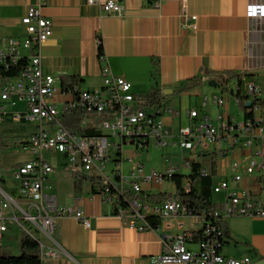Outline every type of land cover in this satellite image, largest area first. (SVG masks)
Listing matches in <instances>:
<instances>
[{"label": "built area", "instance_id": "1", "mask_svg": "<svg viewBox=\"0 0 264 264\" xmlns=\"http://www.w3.org/2000/svg\"><path fill=\"white\" fill-rule=\"evenodd\" d=\"M149 1L158 7L168 0ZM177 1L185 3L187 0ZM46 2L41 0L40 6L30 7L22 18L23 39L9 38L0 42V125L10 122L31 127L33 130L29 131V138L20 144L34 156L33 160L4 172L0 150V182L16 184L0 189V248L4 247V238L9 232L8 223L11 222L22 235L27 234L39 242L40 257H45L46 261L55 260L60 256V249L47 247L40 241L39 235L52 240L58 220L64 218L74 219L86 229L91 228L90 218L82 209L60 208L57 197L47 192L46 182L57 171L101 178L120 192H130L136 201V210L119 208L118 216L131 229L151 230L147 216L159 217L162 221L189 218L195 228L205 227L204 218L193 215L184 203L174 197L154 202L146 194L144 186L161 187L165 181L173 179V172L191 170V163L196 159L210 155L211 159L222 160L234 151H253L258 143H264V122L257 115L261 110L259 103L264 102V83L254 81L242 85L238 82L233 90L229 88L234 94L241 93L246 106L250 104L246 114L253 116L251 119L245 116L238 123L219 113L215 124L203 110L209 106L220 109L227 99L223 94L206 95L202 97L200 109L189 108V127L183 129L180 124L179 130L174 126L177 120H181V110L163 105L145 107L144 98L135 95L132 83L115 76L107 63L102 68V89L85 91L75 87L64 91L58 86L56 78L43 69L42 47L53 36V23L41 12ZM87 4L101 5L109 14L122 12L118 0L103 3L88 0ZM246 16L248 19H264V4L249 5ZM196 19L191 17V23H187L186 27L197 30ZM100 58L106 61L105 55ZM20 63L22 69L18 76L3 77L2 72L10 71ZM59 96L65 101L59 102ZM236 102L240 103L237 97ZM19 105L23 109H17ZM69 109H80L88 114V122L96 128L97 134L82 135L66 128L62 119ZM165 115L170 117L171 127L161 119ZM113 138L118 142H114ZM152 141L158 147L176 146L183 153L190 154L183 158L181 166L172 163L163 173L153 171L146 176L143 166L138 165L131 175L126 176L121 169L123 147L132 145L137 150H144ZM3 145L0 139V149ZM111 162L118 167L113 170L112 178L106 173V165ZM230 172L229 177H220L216 185L213 180V194L225 195L223 211L215 216L223 219L237 216L264 218V200L256 199L250 190L240 187L246 174L264 176V150L254 151L245 163L233 160ZM203 173L209 174V170L205 168ZM117 197L118 193L111 200L115 201ZM212 227L210 223L206 225L204 238L198 244H193L192 231L189 230L176 237L163 236L162 253L153 264H252L250 258L237 260L222 255ZM191 245L194 247L191 248Z\"/></svg>", "mask_w": 264, "mask_h": 264}, {"label": "crops", "instance_id": "2", "mask_svg": "<svg viewBox=\"0 0 264 264\" xmlns=\"http://www.w3.org/2000/svg\"><path fill=\"white\" fill-rule=\"evenodd\" d=\"M87 1L47 0L41 8L42 15L53 23V36L42 47L43 69L56 78L60 87V79L69 76L81 79L82 90L102 89V68L106 63L115 76L132 83L135 95L142 98L156 90L162 94L173 90L176 94V89L196 77L205 78L203 91L218 74L226 78L240 74L242 85L264 83V64L256 67L257 60L264 59V19L246 16L249 5L264 4V0H168L158 7L149 0H118L122 12L111 14ZM40 5L41 0H0V42L23 39L21 20L30 7ZM194 16L197 30L186 27ZM100 46L106 61L100 58ZM258 73L260 78L255 77ZM238 82L230 80L227 86L233 90ZM220 93L227 102L223 113L221 108L219 113L233 119V100L242 111L243 121L246 105L241 107L232 93L221 89ZM58 99L65 101L61 96ZM257 115L264 122V106ZM163 121L171 127L170 118L164 117ZM260 148L264 150V143H258L253 151H234L218 160L216 178L229 177L233 160L245 163ZM66 173L72 177L70 186L62 180ZM73 175L57 171L49 179L55 182V188L46 183L47 192L57 197L60 208L82 209L90 218L91 228L71 218L58 220L52 240L40 235L45 239L40 241L60 249V256L43 259L42 264H153L162 253L163 236L176 237L184 231L197 230L189 218L162 221L158 230L131 229L113 214L110 202L91 192L84 195L82 188L76 191ZM3 186L5 189L16 184L8 182ZM240 187L264 200V176L246 174ZM144 190L147 195L168 198L176 192L175 186L168 193L163 185L144 186ZM224 222L229 242L222 255L237 260L250 258L252 264L264 261V218L237 216L224 218ZM8 227L12 229L9 223Z\"/></svg>", "mask_w": 264, "mask_h": 264}, {"label": "trees", "instance_id": "3", "mask_svg": "<svg viewBox=\"0 0 264 264\" xmlns=\"http://www.w3.org/2000/svg\"><path fill=\"white\" fill-rule=\"evenodd\" d=\"M103 55V48L100 46V57ZM258 66L261 67L264 64V59L257 60ZM251 69L252 63H250ZM22 69L21 63L17 66H13L10 71L2 72L3 77H16L19 75ZM251 74V73H250ZM242 75H231L224 77L221 74L215 75V81L218 83V87L222 92L232 93L234 97L240 99V106L245 107L242 101L241 93H233L227 86L230 80L238 79L241 84ZM61 86L64 91L72 90L75 87L81 86V79L78 77L65 76L61 79ZM205 78L196 77L192 80L186 81L182 86L176 89V93L194 95L199 91L204 83ZM241 87V85H240ZM145 100V107L150 106H162V100L165 96L160 90H156L151 94L143 96ZM261 107L264 106V102L259 103ZM246 117L251 119L253 116L246 114ZM90 116L80 109H69L67 110L62 119L63 125L82 135H96V128L92 126L91 122H88ZM209 174H204L205 167L201 162L193 161L191 163V170L188 175L179 174L177 172L171 183L175 186L176 192L174 198L184 203L189 211L197 217H203L205 220V227L199 228L196 231H192V242L198 244L204 237L205 228L208 223L213 226L215 235L219 241V251L222 252L224 246L229 242L228 230L225 225L224 219L220 216H215L217 212L223 211V205L215 203L213 201V180L216 177L218 160L216 157L211 159ZM82 177L83 179L79 178ZM74 188L76 191H80L82 182L89 181L91 183V193L93 195H101L105 201L111 200L114 194L118 193L117 200H111L113 214L118 216L119 208L130 209V203L133 202V195L128 191H119L113 184L101 178L87 177L79 173L73 175ZM109 190V193H107ZM119 191V192H118ZM152 201L160 202L168 200L166 195L151 196ZM147 223L150 225L152 230H158L162 225V220L159 217L147 216ZM188 242H191L188 240ZM19 255L11 256L7 254H0V264H42L40 257V246L39 242L27 234H23L19 243Z\"/></svg>", "mask_w": 264, "mask_h": 264}, {"label": "rangeland", "instance_id": "4", "mask_svg": "<svg viewBox=\"0 0 264 264\" xmlns=\"http://www.w3.org/2000/svg\"><path fill=\"white\" fill-rule=\"evenodd\" d=\"M255 77H261V73L255 74ZM211 96V95H219L220 88H212L207 86L203 91L200 89L194 95H185V94H169L166 95L165 98L162 100V105L165 107H175L176 110L182 111L181 120H177L175 123V129L179 130V126L183 129L188 128L190 125V119L188 117V111L190 106L193 108L201 107V100L203 96ZM17 109H23L22 105H19ZM231 111L233 113V119L240 123L242 121V111L236 105V103L232 100L231 103ZM204 114L210 115V117L215 121L217 124V119L219 117V109L216 106H209L207 109L203 110ZM221 112L223 113V109L221 108ZM163 116L161 119L163 120ZM33 130L29 126H22V125H15L10 122H6L0 125V139L3 141L4 145L1 147V169L4 172L10 171L14 166L17 164L33 160V154L25 151L21 148V141L28 139L29 131ZM114 142H118V139H112ZM189 152L183 153L181 149L176 146L170 147H158L156 146L155 142H151L149 148L144 150H137L135 146L132 145H125L123 147V158L124 161L121 164V169L126 176L131 175V173L136 169L138 165L143 166V171L146 176H150L153 171H158L159 173H163L170 164H174L175 166H181L184 157L189 156ZM211 156H205L201 159H196L197 162H201L203 166L210 171V163H211ZM57 165V163H54ZM118 167L114 165V163H107L106 165V173L107 176L112 178L113 177V170H117ZM179 174L188 175L190 173L189 169L182 170ZM6 177V176H5ZM9 178V175L7 176ZM83 179L82 177H79ZM62 180L66 182L69 186L72 183V177H70L69 173H66L62 177ZM47 184L51 185V187L55 188V182L53 180H49L46 182ZM219 183V178H214V184ZM82 189L83 194L88 195L90 194L91 190V183L89 181L82 182ZM3 183L0 182V189H3ZM163 189L168 193H171L174 189V185L171 181H165L163 184ZM156 192L158 190H155ZM52 192V191H51ZM1 196V192H0ZM213 200L215 203L220 204L223 200H225L224 194H215L213 196ZM9 225L12 227L11 230L7 233L6 237L4 238V247L0 248V254H7L11 256H18L19 251V237L22 235L21 231L16 227L14 223L9 222ZM16 239H14V237ZM40 240H45L40 237Z\"/></svg>", "mask_w": 264, "mask_h": 264}, {"label": "water", "instance_id": "5", "mask_svg": "<svg viewBox=\"0 0 264 264\" xmlns=\"http://www.w3.org/2000/svg\"><path fill=\"white\" fill-rule=\"evenodd\" d=\"M209 86L212 87V88H217L218 87V83L216 81H210ZM173 93H174L173 90H165V91H163V95H165V96L169 95V94H173ZM249 106H250V104H248L246 106V108H248ZM257 264H264V261H260Z\"/></svg>", "mask_w": 264, "mask_h": 264}, {"label": "bare ground", "instance_id": "6", "mask_svg": "<svg viewBox=\"0 0 264 264\" xmlns=\"http://www.w3.org/2000/svg\"><path fill=\"white\" fill-rule=\"evenodd\" d=\"M177 172H173V176L176 174ZM129 210H136V201H133L130 203V209ZM41 259H46L45 257H41Z\"/></svg>", "mask_w": 264, "mask_h": 264}]
</instances>
